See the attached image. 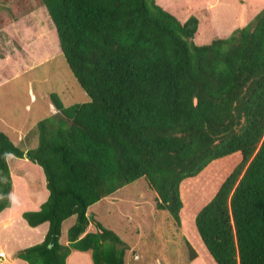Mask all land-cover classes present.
I'll use <instances>...</instances> for the list:
<instances>
[{
  "label": "trees",
  "instance_id": "1",
  "mask_svg": "<svg viewBox=\"0 0 264 264\" xmlns=\"http://www.w3.org/2000/svg\"><path fill=\"white\" fill-rule=\"evenodd\" d=\"M69 69L89 96L36 122L24 150L0 129V212L11 206L13 154L43 169L47 198L22 213L47 223L41 242L21 248L28 264H66L72 250L93 264H124L127 245L87 209L143 178L156 207L180 228L181 183L212 161L241 159L195 214L217 264H264V7L227 36L196 44L199 19L181 21L156 0H40ZM75 215L66 240L65 219ZM190 263L198 254L184 240Z\"/></svg>",
  "mask_w": 264,
  "mask_h": 264
},
{
  "label": "rangeland",
  "instance_id": "2",
  "mask_svg": "<svg viewBox=\"0 0 264 264\" xmlns=\"http://www.w3.org/2000/svg\"><path fill=\"white\" fill-rule=\"evenodd\" d=\"M156 1L181 21L191 14L198 17L200 23L193 38L196 44L227 36L264 7V0ZM14 73L16 76L10 77ZM29 90L33 91L34 99ZM51 92H56L65 104L89 100L60 51L55 27L40 0H0V129L20 148H24L25 142H19L8 126L10 123L24 126L25 141L31 144L29 149L36 147L38 134L32 123L44 118L45 105L51 103ZM240 159V153L235 152L214 160L198 175L181 183L180 228L175 226L167 210L156 207L154 192L139 178L90 205L87 213L92 218L87 230H96L95 219L116 232L127 245L124 264H190L185 239L196 249L195 264H217L202 243L194 218ZM7 162L12 191L11 206L4 213L12 222L0 231L4 237L13 239L10 242L3 239L5 250L10 254L43 240L40 238L45 234L47 223L29 226L22 213L37 210L47 198L48 190L40 165L13 154L7 156ZM75 218L71 215L63 221L61 241L66 240L67 230ZM82 253L90 256L89 251ZM7 256L12 259L13 254ZM81 263L92 264L84 259Z\"/></svg>",
  "mask_w": 264,
  "mask_h": 264
},
{
  "label": "crops",
  "instance_id": "3",
  "mask_svg": "<svg viewBox=\"0 0 264 264\" xmlns=\"http://www.w3.org/2000/svg\"><path fill=\"white\" fill-rule=\"evenodd\" d=\"M200 23V22H199ZM243 26V25H242ZM198 27H199V24H198ZM216 31H218L217 29H215ZM230 30V28L227 30V31H229ZM228 34V33H227ZM222 37V36H221ZM14 77V76H16L15 75V73L14 74H12V75H10V77ZM5 81H8V78L7 77H5ZM29 92H30V94H31V99H34L35 98V95H34V93H33V91L32 90H29ZM62 99V98H61ZM63 101V100H62ZM75 102V101H74ZM72 102H70V104H71ZM67 105V104H66ZM26 107L28 108L29 106L28 105H26ZM55 110V107L53 106V104L52 103H47V105H45V109H44V111H45V115L43 116V117H46V116H49V115H51V114H53V113H55L56 111H54ZM38 120H40V119H37L35 122H33L32 124L33 125H36V122L38 121ZM4 124H5V122H4ZM9 127V129H11L12 130V132L14 133V136L19 140V142H21V141H24L25 143H24V150L26 151V150H28L29 149V147H30V145L31 144H29V143H26V133H27V131L26 130H23L22 129V127H24V126H22V125H19V124H12V123H10V125L8 126ZM7 133V132H6ZM9 135V134H8ZM43 170V169H42ZM45 176V175H44ZM7 209V208H6ZM5 212V209L3 210V211H1L0 212V228L2 227L3 229V231H4V229L6 228V227H8V226H10V224H11V222H12V220L9 218V215H7L6 213H4ZM47 230V228L45 229V231ZM43 232V233H46V232ZM5 235L2 233V231H0V264H28V262H26L25 260H22V259H20V258H18L17 257V252H18V250L19 249H21V248H19V249H17L15 252H10V254H8V252L5 250V242H4V238H6V240L8 241V242H10V241H12L13 239H12V237L10 236V238H8V236H6V237H4ZM44 236H45V234H43V236L40 238V239H42V238H44ZM63 243H67V240H65V241H62ZM32 245V244H31ZM28 246H30V245H28ZM27 247V246H26ZM22 248H24V247H22ZM90 253V252H89ZM13 254V257H12V259H8V256L7 255H12ZM72 257H73V260H72ZM83 259H84V262H89V261H91L92 262V260H91V254H90V256L87 254V253H82V251H78V250H72L71 251V253L67 256V259H66V264H70V262L72 261V263L71 264H83V263H81V260L83 261ZM196 259L197 258H195L193 261H191L190 262V264H195L194 262H196ZM17 260H19V261H17ZM93 264V263H92Z\"/></svg>",
  "mask_w": 264,
  "mask_h": 264
},
{
  "label": "water",
  "instance_id": "4",
  "mask_svg": "<svg viewBox=\"0 0 264 264\" xmlns=\"http://www.w3.org/2000/svg\"><path fill=\"white\" fill-rule=\"evenodd\" d=\"M91 218H92V216H91V215H89V216H88V219H91Z\"/></svg>",
  "mask_w": 264,
  "mask_h": 264
}]
</instances>
